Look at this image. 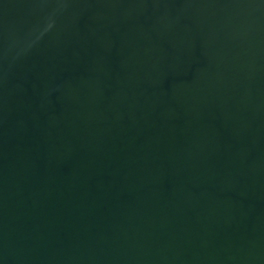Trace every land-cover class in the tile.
Segmentation results:
<instances>
[{"label": "water", "instance_id": "water-1", "mask_svg": "<svg viewBox=\"0 0 264 264\" xmlns=\"http://www.w3.org/2000/svg\"><path fill=\"white\" fill-rule=\"evenodd\" d=\"M0 264H264V0H0Z\"/></svg>", "mask_w": 264, "mask_h": 264}]
</instances>
